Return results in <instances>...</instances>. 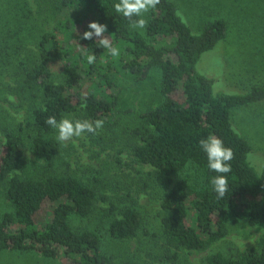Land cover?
Wrapping results in <instances>:
<instances>
[{"label": "trees", "instance_id": "16d2710c", "mask_svg": "<svg viewBox=\"0 0 264 264\" xmlns=\"http://www.w3.org/2000/svg\"><path fill=\"white\" fill-rule=\"evenodd\" d=\"M35 1V14H16L15 19L11 11L17 4L10 3L5 16L0 7V33L4 31L0 37V63L10 68L22 63L23 80L31 88V100H21L28 115L2 133L0 183H7L5 196L11 211L0 220V256L13 254L19 264H118L116 256L103 247L101 228L80 224L96 209L102 210L105 202H109V209L105 210L103 228L112 241L141 242L152 264H197L183 262L184 254L202 252L226 237L228 215L264 229V165L261 171L252 165L251 144L232 122L235 108L264 102V80L249 76L250 86L245 93L217 95L214 79L197 69L202 54L226 39L230 19L215 15L193 29L176 3L161 0L147 14L148 27L133 30L128 20L115 12L118 0ZM218 1L227 11L239 0H214ZM54 6L71 7L77 16L59 21L48 30L42 24L43 20H51ZM94 20L107 25L105 35L120 48L119 58L111 57L95 38H80ZM93 53L96 62L88 64L86 57ZM55 68L63 70V79H55L59 76ZM153 69L161 74L162 101L143 110H119L120 80L142 82ZM19 73L12 76L17 79ZM83 104L86 107H81ZM112 115V119L104 120ZM48 116L57 120L65 116L103 119L102 132L88 135L96 147L91 145L90 149L94 158L114 153L120 163L125 153L140 168L147 166L151 183L146 184L152 188L146 194L148 198L134 197V183L121 180L120 184L115 179L120 166L108 161L99 167H85L96 169L109 181L104 189L119 187L113 197L101 195L96 185L70 172L69 167L63 169L70 166V152L56 140V130L45 123ZM0 117L4 119L0 123L3 128L5 116L1 112ZM209 134L222 138L234 152L232 171L227 174L230 187L222 199L216 198L211 185L217 173L208 168L207 156L199 145V140ZM71 143L67 144L74 152ZM27 154L45 161L38 176L21 177L16 173ZM81 161L78 159V163ZM135 191L141 197L140 191ZM46 202L51 204L49 217L39 224L35 215ZM157 205L161 211L151 214L148 207ZM139 256L140 251L135 253V258ZM201 261L264 264V237L257 247L236 255L213 252Z\"/></svg>", "mask_w": 264, "mask_h": 264}, {"label": "rangeland", "instance_id": "374dc122", "mask_svg": "<svg viewBox=\"0 0 264 264\" xmlns=\"http://www.w3.org/2000/svg\"><path fill=\"white\" fill-rule=\"evenodd\" d=\"M176 3L181 13L187 17L193 29L200 26L207 20H210L215 15L223 14L230 19V29L226 39L220 41L212 50L206 51L202 54L197 69L214 79V92L217 95H230L245 93L250 86L249 76H254L255 80H264V0H239L233 4L231 8L225 11L223 2L215 3L214 0H172ZM231 1V0H230ZM10 3L17 4L12 9L11 18L15 19L16 14L21 16L24 13L31 16L35 14L37 3L35 0H3L1 13L3 16L7 15ZM19 4L21 5L18 9ZM18 9V10H17ZM22 9V10H21ZM217 10V12H215ZM224 11V12H222ZM215 12V13H214ZM10 13V11H9ZM81 14L82 12L79 11ZM51 20H43L45 28L53 29L59 21L67 19H75L77 11L71 7L59 6L51 8ZM80 17V15H79ZM5 30V29H4ZM3 32L0 37H3ZM59 33V38H62ZM257 40L258 46L255 42ZM1 41V39H0ZM72 42V41H71ZM260 51L258 54L256 51ZM21 57L20 55H15ZM1 59V58H0ZM22 64V63H21ZM16 64L10 68L8 65L0 63V112L5 116V125L0 128V154L3 150V136L4 129L13 127L14 122L18 120L22 123L28 115L26 105L21 102L25 98H30L31 88L29 84L24 81V65ZM7 69V70H6ZM6 70V71H5ZM13 71V73H11ZM60 68H55L54 72L59 73L56 80L63 79ZM20 72L15 79L14 73ZM61 73V75H60ZM17 80V81H16ZM161 83V74L158 69H153L150 72L149 78L142 82H132L126 79L120 80L118 89L121 94V104L119 110L123 108L140 109L147 107H155L160 101L162 96L159 91ZM89 82H85V89ZM117 89V90H118ZM29 95V96H28ZM30 102L27 103V107ZM118 110V111H119ZM236 111V112H235ZM235 114L233 115V113ZM235 129L244 137H246L251 144V152L249 160L256 170L261 171L264 165V102L251 105L250 107L235 108L232 112ZM116 116V115H115ZM113 115L108 119H112ZM10 122V124H9ZM0 123H4V119L0 117ZM89 134H85L82 138H76L72 141L74 145V152L72 146L66 145V150L70 152V166L67 165L63 169L69 167V171L77 174L83 180L90 182L98 187L99 193L106 194L113 197L119 187L113 191L104 189L107 179L94 167L103 165V161H108L114 165L120 166L118 174L115 176L117 181L128 180L134 183L135 188L132 189V194L138 200H146L152 188L146 182L151 183L146 173L149 168H140L136 163L132 162L131 158L126 157L125 153L120 156L121 162L118 163L114 153H102L94 158L93 152L90 150L92 142ZM89 139H88V138ZM93 146V145H92ZM96 149L95 146H93ZM82 159L78 163V159ZM45 161L38 159L35 156L27 154L24 162L21 164V170L16 173L21 177H34L40 174V171L45 166ZM80 164V165H78ZM84 164V167L82 166ZM90 166L92 168H86ZM45 168V167H44ZM62 169V170H63ZM142 169V170H141ZM145 171V174H142ZM144 179L139 186L140 181ZM7 183H0V220L5 212L11 211V206L8 198L5 196ZM116 186V185H114ZM136 189L140 191L141 197L136 193ZM101 190V191H100ZM121 193V192H119ZM102 210H95L92 217L86 220H81L82 227L101 228V235L103 239V247L105 251L112 253L116 256L118 264H152L146 255V249L143 250L142 243L136 240L125 242H114L107 234L105 227V210L109 209V202L102 203ZM151 214L157 211L160 212L159 205L153 208L148 207ZM51 204L46 202L42 208L36 213L35 221L39 224L43 223L49 217ZM152 221L156 223V219L150 215ZM228 234L223 239L215 242L212 246L202 252H186L184 254L183 262L199 263L205 256L213 252H222L226 255H236L246 248L257 247L264 237V229L251 226L243 219L236 218L232 215L227 216ZM158 231V230H157ZM158 240V238H157ZM140 251V256L135 258V253ZM13 254H5L0 256V264H19L18 258H12ZM133 257V259H129ZM36 256L33 258L35 261ZM201 261V262H200ZM157 264H165L158 262Z\"/></svg>", "mask_w": 264, "mask_h": 264}, {"label": "clouds", "instance_id": "9594fccd", "mask_svg": "<svg viewBox=\"0 0 264 264\" xmlns=\"http://www.w3.org/2000/svg\"><path fill=\"white\" fill-rule=\"evenodd\" d=\"M160 2L161 0H118L114 4V10L128 20L131 29L143 30L148 27L147 14L155 10ZM107 31L106 24L95 20L90 21L87 30L83 32L80 38L84 40L95 38L97 45L105 49L111 57L119 58L121 50L114 45L111 36L105 35ZM86 59L88 64H94L96 55L94 53L88 54ZM81 107H86V104L81 105ZM45 123L56 130V140L67 145L68 142L74 141L76 138H82L85 134L99 135L104 128L105 121L103 119H73L68 116L57 120L55 116H48ZM199 145L207 156L208 168L217 173L211 179V185L216 193V198L222 199L227 195L230 187L227 174L232 171L233 149L226 146L223 139L214 134L201 138Z\"/></svg>", "mask_w": 264, "mask_h": 264}]
</instances>
